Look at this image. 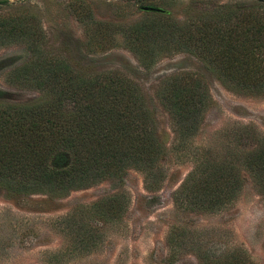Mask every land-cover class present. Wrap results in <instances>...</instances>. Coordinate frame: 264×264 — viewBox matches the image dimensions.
<instances>
[{
  "label": "rangeland",
  "instance_id": "obj_1",
  "mask_svg": "<svg viewBox=\"0 0 264 264\" xmlns=\"http://www.w3.org/2000/svg\"><path fill=\"white\" fill-rule=\"evenodd\" d=\"M141 5L163 9L167 25L187 27L222 7L264 11V0H0V104L42 97L34 83L19 86L9 79L38 48L80 74L118 72L136 83L164 150L158 160L162 177L146 179L148 185L141 170L128 167L59 195L0 187V264H264V193L246 173L235 198L219 210L196 211L174 201L194 167V148L222 159L229 157L225 151L243 152L264 136V90L231 91L240 82L186 52L185 36L178 38L169 26L134 39L132 29L150 13ZM243 58L225 70L236 76L243 75L233 69L246 70L244 75L254 74L249 66L262 70V60L246 65ZM182 74L189 75L183 82L199 80L207 99L196 133L179 148L155 89L164 78Z\"/></svg>",
  "mask_w": 264,
  "mask_h": 264
},
{
  "label": "trees",
  "instance_id": "obj_2",
  "mask_svg": "<svg viewBox=\"0 0 264 264\" xmlns=\"http://www.w3.org/2000/svg\"><path fill=\"white\" fill-rule=\"evenodd\" d=\"M160 13L146 15L132 29L136 35L141 33L134 39L154 36L169 26L178 38L185 36L186 52L222 67L228 79L240 82L231 91L263 92L264 65L261 71L249 66L254 72L250 75H244V69L232 70L243 76L225 70L243 57L246 65L253 59L264 62V11L260 6L214 9L195 18L191 27L177 21L167 25ZM31 50V58L11 71L9 79L19 86L34 83L42 97L31 104H0V187L9 193L59 195L104 177H117L128 167L141 170L146 185L148 178L160 180L158 160L164 150L138 85L118 72L86 76L71 70L58 56ZM186 76L166 77L155 89L179 148L196 133L207 99L204 85L197 79L183 82ZM251 79L261 82H244ZM191 153L194 167L174 192L179 207L221 209L237 195L241 173L264 193V136L243 152L225 151L229 157L222 159L206 156L209 152L198 148Z\"/></svg>",
  "mask_w": 264,
  "mask_h": 264
},
{
  "label": "water",
  "instance_id": "obj_3",
  "mask_svg": "<svg viewBox=\"0 0 264 264\" xmlns=\"http://www.w3.org/2000/svg\"><path fill=\"white\" fill-rule=\"evenodd\" d=\"M140 9L148 12H164L163 9L151 5H141Z\"/></svg>",
  "mask_w": 264,
  "mask_h": 264
}]
</instances>
